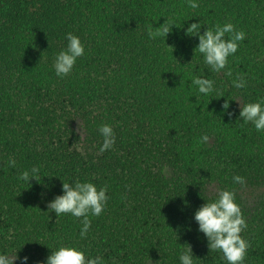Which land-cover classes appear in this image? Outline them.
I'll return each mask as SVG.
<instances>
[{
  "label": "trees",
  "instance_id": "trees-1",
  "mask_svg": "<svg viewBox=\"0 0 264 264\" xmlns=\"http://www.w3.org/2000/svg\"><path fill=\"white\" fill-rule=\"evenodd\" d=\"M198 3L0 0V253L40 264L71 244L105 264H179L188 244L196 264H226L193 216L227 188L247 223L244 264H264V132L239 119L240 105L264 100V0ZM165 17L176 24L166 40L149 39L148 26ZM199 21L202 32L230 22L246 33L219 73L194 51L198 38L185 34ZM69 32L85 54L59 78L52 64ZM193 75L213 79L216 91L201 96ZM237 76L244 89L233 87ZM102 123L115 133L103 153ZM33 166L37 181L17 180ZM76 180L108 189L86 239L80 219L47 213L63 181Z\"/></svg>",
  "mask_w": 264,
  "mask_h": 264
},
{
  "label": "clouds",
  "instance_id": "clouds-1",
  "mask_svg": "<svg viewBox=\"0 0 264 264\" xmlns=\"http://www.w3.org/2000/svg\"><path fill=\"white\" fill-rule=\"evenodd\" d=\"M186 4L192 9H197L200 6L198 0H186ZM165 18L158 27L148 26L149 39L166 40L172 27L176 24L169 18ZM202 26L200 21L191 23L185 34L198 38V44L194 51L202 56L204 65L211 72L219 73L226 68L228 58L236 54L239 42L244 40L246 33L243 30H238L230 22L222 25L216 24L211 28L207 27L203 32L201 31ZM66 40V48L55 54L52 64L55 75L59 78L68 76L73 71L77 59L85 54V46L79 36L69 32L66 34ZM226 74L231 76V70ZM191 85L201 96H209L216 91L215 81L204 75L191 76ZM232 85L236 89H244L247 81L243 77L237 76L232 81ZM229 101L232 99L225 100L222 105L225 112L230 107ZM227 114L232 115L231 112H227ZM239 119L243 121L242 127L251 123L257 132H264V100L240 105ZM97 131L103 139L99 148V151L103 153L115 144V133L110 124L104 123L99 125ZM208 139L207 135H203L199 142L206 143ZM7 165L14 167L16 160L9 158ZM39 176V167L33 166L20 172L17 180L29 184L31 179L37 181ZM232 181L234 184L240 185L245 183L244 177L239 175L233 176ZM107 191V186L98 188L91 181H63L62 194L47 202V213L54 212L56 217L70 215L80 219L82 227L79 237L86 239L91 227L89 217H98L102 214L108 201ZM193 219L198 225V232L206 238L210 252H220L226 264H244L250 245L241 233L247 228V223L240 205L236 202L234 191L227 188L221 189L214 199L205 201L195 211ZM193 257L195 256L192 248L187 244V248L183 249L178 256L179 264H196ZM17 260L20 261V264H28L29 257H19L17 252L14 254L0 253V264H15ZM40 264H105V261L101 256L93 257L75 245L61 244L54 250L51 249V254Z\"/></svg>",
  "mask_w": 264,
  "mask_h": 264
}]
</instances>
